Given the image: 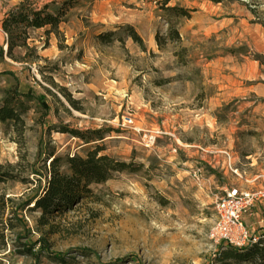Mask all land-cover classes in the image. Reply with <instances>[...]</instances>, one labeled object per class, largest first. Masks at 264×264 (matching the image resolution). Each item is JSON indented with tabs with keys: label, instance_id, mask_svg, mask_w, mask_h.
Here are the masks:
<instances>
[{
	"label": "rangeland",
	"instance_id": "374dc122",
	"mask_svg": "<svg viewBox=\"0 0 264 264\" xmlns=\"http://www.w3.org/2000/svg\"><path fill=\"white\" fill-rule=\"evenodd\" d=\"M22 1L0 0V19ZM64 1L28 3H55L52 12ZM168 6L190 17H168L146 0H79L58 37L28 28L11 55L0 30V104L18 85L32 106L21 124H0V264H60L55 255L65 264H220L221 252L237 250L215 245L208 231L219 189L264 187V0ZM126 24L145 49L117 28ZM106 32L116 33L114 42L100 44L96 36ZM128 118L165 135L147 149L142 134L121 128ZM65 130L102 131L103 139L85 143ZM96 147L141 169L114 173L90 187V199L43 217L34 202L49 156L63 166ZM225 151L242 178L205 167L206 182L190 179L204 161L220 168Z\"/></svg>",
	"mask_w": 264,
	"mask_h": 264
},
{
	"label": "trees",
	"instance_id": "16d2710c",
	"mask_svg": "<svg viewBox=\"0 0 264 264\" xmlns=\"http://www.w3.org/2000/svg\"><path fill=\"white\" fill-rule=\"evenodd\" d=\"M146 1L155 4L158 10L163 11L168 17L176 19H188L190 17L191 11L178 6H168L170 0ZM210 1L213 3H221L222 0ZM78 3L79 0L64 1L50 12V6H55V3L45 5L42 9L36 10L31 7L28 0H23L19 5L9 11L7 16L1 21V30L8 36L7 55H11L13 48L18 46L16 39H19L21 35L25 34V30L28 28L41 29L49 27V30H45V33L47 35L54 33L58 37V25L64 22L67 11ZM167 24L173 34V40H178L179 36L174 25L169 21ZM117 28L126 32L127 37L133 43L145 49L141 37L131 25L126 24L118 26ZM115 35V32L101 33L96 36V39L100 44L106 45L114 42L113 38ZM155 41L161 48L162 42L158 35H156ZM64 98L67 102L73 103L69 98L65 96ZM31 109V100L19 90L18 85H13L4 92L1 100L0 124L11 123L17 126L23 122L21 117ZM64 133H69L72 137L80 139L85 143L101 141L103 139L102 131L79 132L65 130ZM102 150L96 147L89 151L85 157L76 155L65 157L63 171L61 170L63 166L60 165L62 160L50 155V176L46 182V186L35 198L34 209L40 211L43 217L61 213L71 209L82 200L90 199L93 196L90 187L106 183L112 179L114 173H134L138 171L137 169H141V167H135L133 163L120 162L105 155L99 156ZM0 181H3V179H0ZM38 244H41L40 241ZM47 248L45 245L42 246V251H45ZM236 249L221 252L218 255L217 261L220 264H230L227 262L228 260L234 263L264 264V232L257 243ZM33 256L35 257L36 255ZM55 258L60 264H65L64 260H60L62 255H55Z\"/></svg>",
	"mask_w": 264,
	"mask_h": 264
},
{
	"label": "built area",
	"instance_id": "2783aa9c",
	"mask_svg": "<svg viewBox=\"0 0 264 264\" xmlns=\"http://www.w3.org/2000/svg\"><path fill=\"white\" fill-rule=\"evenodd\" d=\"M0 19V27H1ZM1 30V29H0ZM2 31V30H1ZM122 129H129L137 135L142 134L144 147L153 149L155 142L165 133L154 127L143 130L135 126L133 120L128 118L121 122ZM224 161L219 168L216 161H204L205 166L195 167L189 170L190 179L201 184L206 182L205 174L209 170L218 169L237 176V169L234 167L233 156L229 152H223ZM264 198V191L245 190L239 187H222L214 195V211L216 220L208 231V239L215 245H228L234 248H242L249 244L257 243L262 234H255L245 225L244 217L248 212Z\"/></svg>",
	"mask_w": 264,
	"mask_h": 264
},
{
	"label": "crops",
	"instance_id": "0c3cea01",
	"mask_svg": "<svg viewBox=\"0 0 264 264\" xmlns=\"http://www.w3.org/2000/svg\"><path fill=\"white\" fill-rule=\"evenodd\" d=\"M3 19V18H2ZM1 29V27H0ZM237 169V168H236ZM238 178H242L240 172L237 169ZM257 177H254L255 179ZM245 182H249L247 179ZM245 190H260L264 191V187H258L254 189L243 188L241 186H236ZM245 225L251 230V232L263 233L264 232V198L256 204L249 212L246 218L244 217Z\"/></svg>",
	"mask_w": 264,
	"mask_h": 264
}]
</instances>
